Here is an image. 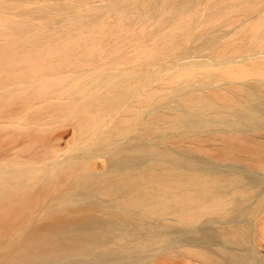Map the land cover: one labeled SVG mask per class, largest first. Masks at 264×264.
I'll list each match as a JSON object with an SVG mask.
<instances>
[{
    "label": "bare ground",
    "instance_id": "bare-ground-1",
    "mask_svg": "<svg viewBox=\"0 0 264 264\" xmlns=\"http://www.w3.org/2000/svg\"><path fill=\"white\" fill-rule=\"evenodd\" d=\"M263 31L255 26L250 38ZM256 70H219L234 82L225 88L232 96L198 88L185 93L183 83L170 81L172 107L145 119L147 97L84 155L51 167L0 163V264H158L154 254L171 246L198 264H264L256 225L264 211V84H237L264 75V68ZM204 72L206 83L207 70L196 77ZM34 89L25 99L37 97ZM119 92L94 113L73 117L76 127L92 128L133 94ZM14 96L8 102L22 93ZM156 97L164 102L162 94ZM74 103L51 108L75 116ZM192 142H214L217 149L174 146Z\"/></svg>",
    "mask_w": 264,
    "mask_h": 264
},
{
    "label": "rangeland",
    "instance_id": "rangeland-1",
    "mask_svg": "<svg viewBox=\"0 0 264 264\" xmlns=\"http://www.w3.org/2000/svg\"><path fill=\"white\" fill-rule=\"evenodd\" d=\"M0 23V99L5 100L0 105V163L17 159L51 167L84 155L147 97L152 96L149 104L143 103L145 119L172 107L170 81L183 83L185 93L198 88L232 96L225 88L234 82L218 73L221 68H264V31L256 40L250 38L252 28L264 26V0H0ZM206 70L212 77L203 83L205 72L196 74ZM119 77L118 86L99 85ZM252 78L237 84H264V75ZM33 88L37 97L25 99ZM119 90L133 94L92 128L76 127L73 121L94 113ZM19 92V103L8 102ZM157 94L164 96L163 103ZM72 100L75 116L51 108ZM174 146L208 154L217 149L214 142ZM96 160L92 163L99 168L104 160ZM263 213L256 221L261 254ZM179 247L154 254L153 262L198 264Z\"/></svg>",
    "mask_w": 264,
    "mask_h": 264
}]
</instances>
